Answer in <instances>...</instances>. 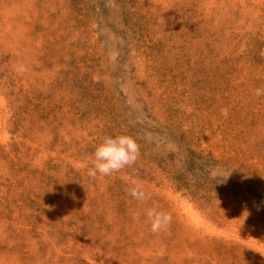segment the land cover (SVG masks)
Here are the masks:
<instances>
[{
	"label": "rangeland",
	"instance_id": "374dc122",
	"mask_svg": "<svg viewBox=\"0 0 264 264\" xmlns=\"http://www.w3.org/2000/svg\"><path fill=\"white\" fill-rule=\"evenodd\" d=\"M0 264H264V0H0Z\"/></svg>",
	"mask_w": 264,
	"mask_h": 264
},
{
	"label": "clouds",
	"instance_id": "9594fccd",
	"mask_svg": "<svg viewBox=\"0 0 264 264\" xmlns=\"http://www.w3.org/2000/svg\"><path fill=\"white\" fill-rule=\"evenodd\" d=\"M260 95V90H256ZM228 110L221 109V115L227 116ZM140 156V145L129 135L105 136L102 142L96 146L93 153L92 166L89 169V175L101 178L111 176L114 173L121 172L125 168L132 167ZM227 179V178H226ZM129 194L137 200H144L145 194L139 185L129 189ZM151 231L156 234L167 228L171 223L172 217L164 212L150 209L147 212Z\"/></svg>",
	"mask_w": 264,
	"mask_h": 264
}]
</instances>
